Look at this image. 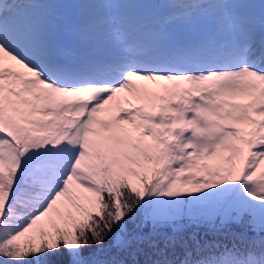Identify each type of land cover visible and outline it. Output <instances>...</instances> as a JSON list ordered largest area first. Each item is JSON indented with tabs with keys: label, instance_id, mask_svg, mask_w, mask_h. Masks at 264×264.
<instances>
[{
	"label": "snow or ice",
	"instance_id": "6c2138e0",
	"mask_svg": "<svg viewBox=\"0 0 264 264\" xmlns=\"http://www.w3.org/2000/svg\"><path fill=\"white\" fill-rule=\"evenodd\" d=\"M0 264H264V0H0Z\"/></svg>",
	"mask_w": 264,
	"mask_h": 264
},
{
	"label": "trees",
	"instance_id": "16d2710c",
	"mask_svg": "<svg viewBox=\"0 0 264 264\" xmlns=\"http://www.w3.org/2000/svg\"><path fill=\"white\" fill-rule=\"evenodd\" d=\"M206 239H209V240H211V239H214L213 237H211V236H209V237H206ZM220 239H224L223 237H221ZM225 242H228L227 240H225ZM140 260H141V262L143 261V259H144V257L143 256H141L140 258H139Z\"/></svg>",
	"mask_w": 264,
	"mask_h": 264
}]
</instances>
